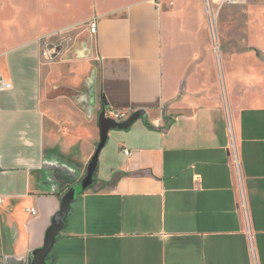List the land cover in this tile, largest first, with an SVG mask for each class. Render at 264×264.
<instances>
[{
	"label": "crops",
	"instance_id": "0c3cea01",
	"mask_svg": "<svg viewBox=\"0 0 264 264\" xmlns=\"http://www.w3.org/2000/svg\"><path fill=\"white\" fill-rule=\"evenodd\" d=\"M204 5L75 0L19 29L17 0H0V78L13 85L0 91V264H32L70 192L48 264H264L263 19L248 48L218 52ZM83 21L97 24L92 100L86 63L39 42ZM104 98L145 116L109 132L89 182L99 126L86 141L75 131Z\"/></svg>",
	"mask_w": 264,
	"mask_h": 264
},
{
	"label": "rangeland",
	"instance_id": "374dc122",
	"mask_svg": "<svg viewBox=\"0 0 264 264\" xmlns=\"http://www.w3.org/2000/svg\"><path fill=\"white\" fill-rule=\"evenodd\" d=\"M74 1L75 0H17L19 29L25 27L27 21L32 20V17L45 13L51 15L58 12V10L63 9L67 3L70 4ZM96 1L97 0H80V3L84 10L87 6L92 7ZM111 1L118 2L125 0ZM156 1L158 3L160 2L165 8H171L173 5V0ZM213 10L215 11L214 23L217 32L218 45H216L214 37L212 36L209 19H207L209 27V43L210 47L218 52L224 50L227 52H233L236 49L240 50L241 48H248L247 43L250 38V33L251 35L253 33L252 28L262 25L259 24L260 18L263 19L264 24V0H226V2L220 6L214 4ZM93 23V21H83L72 27L48 34L39 40L40 43L45 44L46 49L51 48L53 49L51 51H56V53H59V51L64 52L65 54L63 57L65 60L69 58L75 59L76 57V59L86 63V67L83 68V75L85 78H83L84 83L81 91L82 96L86 95L84 97H87L88 100L89 98L92 100L96 94L95 77H91L89 74V66H91V69H94L97 65V63H95L96 47L94 46V35L91 32ZM252 23H254L253 26L251 25ZM256 23L259 25H256ZM262 27L264 28V26ZM262 33L264 35V30ZM24 43L26 42L18 41V46ZM87 84L89 86L88 89H86ZM58 92L61 95L74 97L73 93L66 89L59 90ZM87 108L88 112H86L84 105L82 106L83 113L87 120L92 121L94 119L93 123L89 126H82L75 131L76 134L81 136L82 139H85V141L86 139L93 137L96 128L95 125L98 124V118L100 116L98 106L95 110L88 105ZM105 150H108V148ZM103 152L106 153L107 151ZM96 167L97 164L92 165L91 167L90 171L92 177L96 176Z\"/></svg>",
	"mask_w": 264,
	"mask_h": 264
},
{
	"label": "water",
	"instance_id": "95a60500",
	"mask_svg": "<svg viewBox=\"0 0 264 264\" xmlns=\"http://www.w3.org/2000/svg\"><path fill=\"white\" fill-rule=\"evenodd\" d=\"M208 17H209V14H208ZM210 26H211L212 36L214 37V40H215V38H217L216 29H215V27H213V25H210ZM102 101L104 104V108H103V110L100 113V116L98 118V126H99V131H100V143L98 144L97 150H96L95 155L93 157L92 164L90 165V167L88 169L87 181H89V182L94 178L91 176V171H90L91 167H92V165H95L99 162L101 152L108 142L109 132L111 130H116V129L127 130L136 121H138L141 117L145 116L143 111H138V112L134 113L127 121L122 122V123H118V122H116L112 119H109L105 116V112H106V110L110 109V106H109V104H107V101L105 100V98ZM67 183H71V182L69 180H67ZM72 203H73V193L70 192L63 199L62 209L55 216V218L53 220V224L47 233L45 245L34 253L32 264H48L47 259H48L49 255L51 254V252L53 251V249L56 245L57 239H58L61 231L64 229L69 215L71 214Z\"/></svg>",
	"mask_w": 264,
	"mask_h": 264
},
{
	"label": "built area",
	"instance_id": "2783aa9c",
	"mask_svg": "<svg viewBox=\"0 0 264 264\" xmlns=\"http://www.w3.org/2000/svg\"><path fill=\"white\" fill-rule=\"evenodd\" d=\"M226 2V0H204V4L205 7L207 8V12L209 14V23L210 25H213V27H215V23H214V17H215V11L213 10V6L214 4L220 6L222 4H224ZM159 4H161L159 2ZM216 29V28H215ZM92 34H96L97 32V24L94 22L92 25V29H91ZM44 54L46 55H51L46 52H44ZM13 89V85L12 83L7 82L3 77L0 78V91H6V90H12ZM131 111L130 110H116V109H109L106 110L105 112V116L109 119H112L118 123H122L127 121L130 117H131ZM232 150H233V159H234V166H235V170L237 172V176H238V182L240 183V194H241V202H242V208L244 210L245 213H247V203H246V198H245V194H244V189L242 187V180H241V173H240V163H239V159H238V152H237V147L235 145V140H232ZM123 152L125 153L126 157L128 158H132L136 152L130 149L125 148L123 150ZM32 213H34V210H31Z\"/></svg>",
	"mask_w": 264,
	"mask_h": 264
},
{
	"label": "flooded vegetation",
	"instance_id": "af4514ba",
	"mask_svg": "<svg viewBox=\"0 0 264 264\" xmlns=\"http://www.w3.org/2000/svg\"><path fill=\"white\" fill-rule=\"evenodd\" d=\"M54 178L56 180H58L59 182H61L62 185L65 183V181H67V179H69V177L67 175H65V173H64V175H63V173H62V175H60V173H56L54 175Z\"/></svg>",
	"mask_w": 264,
	"mask_h": 264
},
{
	"label": "trees",
	"instance_id": "16d2710c",
	"mask_svg": "<svg viewBox=\"0 0 264 264\" xmlns=\"http://www.w3.org/2000/svg\"><path fill=\"white\" fill-rule=\"evenodd\" d=\"M92 161H93V158H92V160H91V162H90V164H89V167H90V165L92 164ZM89 167H88V169H89ZM97 170H98V163H97V167H96V174H97ZM87 173H88V171H87Z\"/></svg>",
	"mask_w": 264,
	"mask_h": 264
}]
</instances>
